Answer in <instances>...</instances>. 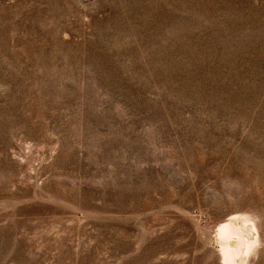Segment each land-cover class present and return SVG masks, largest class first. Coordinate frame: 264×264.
<instances>
[{"label":"rangeland","instance_id":"rangeland-1","mask_svg":"<svg viewBox=\"0 0 264 264\" xmlns=\"http://www.w3.org/2000/svg\"><path fill=\"white\" fill-rule=\"evenodd\" d=\"M234 212L264 264V0H0V264H221Z\"/></svg>","mask_w":264,"mask_h":264},{"label":"bare ground","instance_id":"bare-ground-1","mask_svg":"<svg viewBox=\"0 0 264 264\" xmlns=\"http://www.w3.org/2000/svg\"><path fill=\"white\" fill-rule=\"evenodd\" d=\"M256 219L249 213L234 212L218 222L213 240L218 246L221 264H245L248 256L256 251L260 238Z\"/></svg>","mask_w":264,"mask_h":264}]
</instances>
